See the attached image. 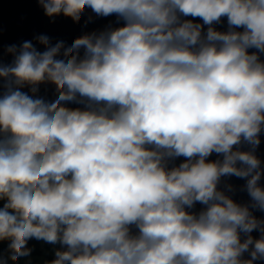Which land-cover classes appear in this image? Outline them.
Here are the masks:
<instances>
[{"label":"clouds","instance_id":"clouds-1","mask_svg":"<svg viewBox=\"0 0 264 264\" xmlns=\"http://www.w3.org/2000/svg\"><path fill=\"white\" fill-rule=\"evenodd\" d=\"M39 3L49 17L78 22L90 8L124 24L67 47L40 35L44 51L11 45L13 62L0 64V240H11L9 258L30 255L35 238L67 246L51 264L264 260V235H250L264 234L250 211H264L254 154L264 131V0ZM225 17L227 31L217 30ZM45 82L56 86L54 101L35 96ZM244 143L251 150H239ZM213 153L222 160L208 161ZM177 157L186 160L169 169ZM232 175L247 178L250 206L218 189ZM197 202L206 207L187 210Z\"/></svg>","mask_w":264,"mask_h":264},{"label":"water","instance_id":"water-1","mask_svg":"<svg viewBox=\"0 0 264 264\" xmlns=\"http://www.w3.org/2000/svg\"><path fill=\"white\" fill-rule=\"evenodd\" d=\"M185 19H192L196 23H203L200 18L186 17ZM122 20L118 21L115 15L108 17L97 16L90 8H86L81 14V19L77 22L70 17L60 15L49 17L45 14L43 7L39 0H0V64L9 65L14 60V55L8 52L11 45H15L18 49L25 41H31L33 45L39 50L44 51L45 46L41 45L36 37L46 35L49 37L50 44L55 45L57 42L63 41L65 46H71L75 39L82 35L92 32H101L108 27L116 28L123 26ZM217 30L227 31V18H222L219 24L214 25ZM207 26H205L206 31ZM242 31L243 29H237ZM256 51L249 49V52ZM83 50H81V55ZM261 60H264V54L260 55ZM3 78H0V94L5 91ZM31 86H24L21 90L32 95L30 91ZM39 91L35 94L37 98H43L47 102L54 101L57 96L56 86L50 82L42 83L38 86ZM67 107L83 108V104L67 102ZM261 143L255 149V155L261 161V170H264V131L260 134ZM239 150L249 151L251 146L244 143L239 146ZM208 161L222 160V155L213 153L209 156ZM186 160L185 157H177L170 159L167 167H178L179 164ZM239 166V164H238ZM247 178H238L234 175L221 177L218 189L225 191L236 203L241 205H251V197L246 190ZM231 185L232 190L228 191L227 186ZM259 185L264 187V175H262ZM206 206L197 202L193 208L187 209L190 212L199 213ZM252 214L259 220L264 221V211L250 207ZM135 231V228H133ZM254 240L260 239L262 234L259 230H253L250 234ZM247 236L241 233V242ZM61 245V244H60ZM62 250L66 251L67 246L61 245ZM251 247V246H250ZM57 258V257H56ZM55 258V259H56ZM243 259H250L248 252H245ZM54 259V260H55ZM254 264H264V260H256Z\"/></svg>","mask_w":264,"mask_h":264},{"label":"trees","instance_id":"trees-1","mask_svg":"<svg viewBox=\"0 0 264 264\" xmlns=\"http://www.w3.org/2000/svg\"><path fill=\"white\" fill-rule=\"evenodd\" d=\"M6 203V200H0V207H3V204ZM11 243L10 239H7L6 242H1L0 241V256H2L3 258L7 257L8 258V262L7 264H15L18 263V260L16 261H12L9 257L12 254L11 250L9 248V245ZM26 247L28 249H30V255H38L41 254L43 249L45 248H49L50 244L48 242H42V240H37L35 238H31L27 241Z\"/></svg>","mask_w":264,"mask_h":264},{"label":"rangeland","instance_id":"rangeland-1","mask_svg":"<svg viewBox=\"0 0 264 264\" xmlns=\"http://www.w3.org/2000/svg\"><path fill=\"white\" fill-rule=\"evenodd\" d=\"M42 242H45L42 240ZM50 247L43 249L41 254L38 255H28L22 256L18 258V263L15 264H51V262L56 258L55 253L57 251H63L60 243L52 244L49 243ZM4 259L7 260L8 258L5 257Z\"/></svg>","mask_w":264,"mask_h":264},{"label":"built area","instance_id":"built-area-1","mask_svg":"<svg viewBox=\"0 0 264 264\" xmlns=\"http://www.w3.org/2000/svg\"><path fill=\"white\" fill-rule=\"evenodd\" d=\"M1 242H6L7 241V239H4V240H0Z\"/></svg>","mask_w":264,"mask_h":264}]
</instances>
